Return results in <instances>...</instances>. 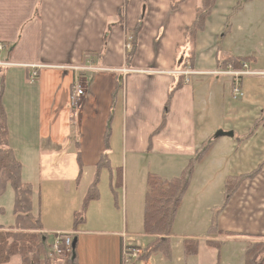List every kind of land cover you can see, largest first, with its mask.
Wrapping results in <instances>:
<instances>
[{"label":"crops","instance_id":"0c3cea01","mask_svg":"<svg viewBox=\"0 0 264 264\" xmlns=\"http://www.w3.org/2000/svg\"><path fill=\"white\" fill-rule=\"evenodd\" d=\"M237 1H216L204 31L197 36L190 67L187 31L200 0H184L175 9L172 0H0V93L8 142L22 164L23 181L32 185L34 216L41 218L42 205H48V216L53 215L41 218L43 232L53 237L74 233L77 264H123L122 234L131 235L134 242L135 234L128 229H135V219L136 229L143 226L147 175L179 176L196 150L212 137L203 128V111L210 103L224 102L218 84L231 89L233 79L216 73L221 70L218 59L252 57L250 69L264 72V35L255 37L257 22L264 17V0H246L248 10L233 14L236 17L228 29ZM137 24L134 51L127 62L126 38ZM31 65H38L34 79ZM186 70L194 74L186 75ZM80 74L88 85L74 119L72 86ZM120 92L121 130L117 144H111L110 121ZM68 122L77 123L80 133L72 142L65 140ZM226 137L231 138L220 137L196 167L174 223L172 258L157 252L132 264H244L248 242L264 237V166L254 178L242 182L216 219L221 231L247 235L208 233L214 209L223 204L227 176L248 173L262 163L246 172L237 170L247 158L240 156L226 174L218 173L225 166L221 159L241 147ZM70 147L69 156L65 155ZM220 148L222 156L209 162L212 156L219 157L214 152ZM116 153L122 159L120 210L99 209L102 203L92 200L85 221L75 228L74 213L81 211L90 184L97 180L98 164L105 156L103 166L111 169L117 163ZM101 173L102 169L99 181ZM112 178L111 173L113 193L117 190ZM14 199V190L8 186L0 198L4 228L15 224ZM60 217H67V222L58 225ZM144 237L146 242L154 238ZM186 238L199 240L197 255L185 258ZM207 239H225V243L219 251ZM133 244L143 242L137 238ZM4 264H23V260L15 255ZM40 264L48 263L42 258Z\"/></svg>","mask_w":264,"mask_h":264},{"label":"trees","instance_id":"16d2710c","mask_svg":"<svg viewBox=\"0 0 264 264\" xmlns=\"http://www.w3.org/2000/svg\"><path fill=\"white\" fill-rule=\"evenodd\" d=\"M184 0H172V8L175 9ZM217 0H200V6L197 9L196 19L187 31V40L190 44L189 54L186 60L190 67H193L195 60L196 39L200 32L204 31L206 20L212 13ZM127 2V0H126ZM125 5V3H124ZM121 19V13H120ZM133 48L126 54L128 62ZM254 60L247 56H226L224 59H218L219 68L225 70L228 65H232L234 69L243 68V62L251 64ZM186 65L188 66V62ZM234 81L232 85H234ZM2 91L0 93V198L6 193L8 186L12 187L15 194L13 213L15 216V224L12 227L4 228L0 225V264L7 263L13 256L22 257L23 264H40L42 258H45L48 264H51L47 258L50 246L49 236L43 230L44 226L39 216H34L33 210V188L30 183H25L22 179V164L16 158L13 149L8 142V124L6 111L2 104ZM219 138L212 136L205 141L197 150L179 176L171 179H164L156 173H149L147 177V190L145 193L144 203V233L152 235L154 238L145 246L142 251L140 260H148L154 253H163L168 259L173 256L171 246V236L173 235L174 223L178 214L183 198L190 186L192 177L196 170V166L200 163L212 146ZM102 161L98 164L97 180L90 184L88 191L84 197V203L81 211L74 213L75 228L85 221L86 207L91 200L99 199V174L104 168ZM264 160L254 170L241 174L229 175L225 180V198L223 204L214 209L212 224L208 229L209 234H218L219 236L234 237L239 235L232 232L221 231L218 229L217 216L225 207L230 197L240 187L242 182L249 178H254L262 167ZM120 184L122 186V169L118 170ZM115 199L117 194L113 191ZM119 201V200H118ZM80 214H83L78 218ZM255 238V237H254ZM206 243L216 247L219 251L225 243V239H207ZM139 248V247H138ZM183 250L185 258L198 254L199 240L186 238L183 241ZM70 258V264H77L75 252ZM244 264H264V237H256L248 242L244 250Z\"/></svg>","mask_w":264,"mask_h":264},{"label":"rangeland","instance_id":"374dc122","mask_svg":"<svg viewBox=\"0 0 264 264\" xmlns=\"http://www.w3.org/2000/svg\"><path fill=\"white\" fill-rule=\"evenodd\" d=\"M245 2L246 0H238L237 3L235 4L234 8L232 9L233 13L228 19V29L232 27V22L234 21L236 17V15H233V14H237L240 11H243L242 13H244L248 10V8L244 9ZM121 9L124 13V10H125L124 6ZM261 19L263 20H258L257 22V27L259 28L258 29L256 27L258 29V32L255 37L257 38H261V36L264 35V17ZM241 21L248 23L244 17L241 18ZM139 27L140 25L137 24L130 33L133 37V42L135 41L136 33L138 32ZM252 68H255V66L253 65ZM80 76H84V75L80 74ZM86 76L90 79L89 75H86ZM226 76L230 77L231 79L233 78L230 75H226ZM81 80H82L81 82L84 87L85 85H88L87 81L84 80V78L81 77ZM238 80H239V85H240L242 95L235 96L232 93V87H233L232 82L235 81L236 83V80L234 78L232 79V82H231V89L228 87H226L225 89L222 88L223 85L220 83L218 84L217 90H218L219 97H220V93L223 92L224 102L222 103L220 101L217 105H213L212 103H210L209 106L205 107V110L203 111V116H204L203 128L209 133L210 136H214L216 132L219 130H223L224 132L232 131L235 134V137H231V138L226 137L224 139L225 140L229 139L230 141L235 142V143L239 142L241 146V147L236 146V148L238 149L237 151L231 152L230 154H228L227 156L221 159L224 161L225 166H224V169L219 170L218 173L222 172L226 174L228 172V169L232 165V163H234L240 156H243V157L247 156V158L242 163L239 162V167L236 169L245 171V172L252 170L258 162L260 161L262 162V160L264 159V72H261L259 74L243 75L240 78H238ZM90 81L92 82V78L90 79ZM96 88L98 90L100 89L98 87ZM208 91H209V96H211L213 90L210 89ZM116 98H117L116 103H115L116 105L114 106L111 121H110L109 133L111 132V136L109 137L111 138L110 140L111 144H114V143L117 144V140L119 139L118 134L120 133V130H121V122H120L121 121V105H122L121 92L118 93ZM79 107L80 105L78 106V109ZM76 116H74L73 118L76 119ZM227 116H228V119L225 121V118ZM230 126H232V129H228V130L224 129ZM67 127H68L69 136H67L65 140L72 142L73 138H75L77 135H80V133L78 132V124L74 122H68ZM60 146L62 145L60 144ZM60 148H58V150H60ZM226 148L227 150L230 149V147H227V146ZM71 150H72V147H70L69 149L67 148V152L65 153V155L69 156V152ZM57 153H59V151ZM214 153L217 154L219 157L212 156L209 162H212L215 159L220 158L222 156L221 148L219 150H215ZM116 156L117 158L115 161L117 163L113 164V166L111 165L112 166L111 169L109 168L107 169L106 167L102 169L103 173H101V176H100L101 182L99 181L100 184L98 185L100 198L97 200L98 203H102L101 206L100 205L97 206V207L100 206L99 209H104L105 207L111 206V208L114 207V209L113 208L112 209L114 210L115 213L116 211L120 210L121 204H120V201H118L120 199V195L123 197L122 191L119 190L120 180H119V174H118V170L122 168V159H119L120 155L118 156L117 153H116ZM150 170L156 171L157 169L151 168ZM233 172H236L235 174H237V172H240V171H233ZM111 173L113 174L112 179L114 180V190H117L115 192L117 194V200L115 199V195L112 193V189L110 188V183L112 182L110 181ZM150 173H156L160 175L157 172H150ZM218 173H216L215 177H218ZM83 188H86L85 184H83ZM66 189L68 190V188ZM75 192L78 193V192H81V190L80 189L75 190ZM124 194H125V190H124ZM102 196H103V201H102ZM109 196L111 198V201L113 199L112 203L109 201L111 205L108 202V200L110 199ZM88 206L89 205H87L86 207L87 209H88ZM46 208H48V205H42L41 218H45L46 220H48V218L52 217L53 215L48 216V212L46 211ZM87 209H86L85 214H87ZM1 212L4 213V210L2 209ZM82 215L83 214H80L78 218H82L81 217ZM124 215H125V211L123 209L121 210V215L119 219L120 221L119 224L121 226L123 224ZM66 222H67V217H60V220L58 221L57 224L59 225L61 223H66ZM136 223L137 221L135 219V225H134L135 229L133 231L131 229H128V233L132 235L135 234V240L137 238H140V240L143 242L142 246H138L134 244L135 247L137 246L139 247L140 249L139 252L142 254L143 249L145 248L146 245H148L150 241L149 242L145 241L144 228L140 224V229H136ZM131 224L132 223L130 219L129 227H131ZM132 232H135V233H132ZM138 232H140V234ZM52 237H53L52 235H49V239H52ZM129 238H130L129 242L133 244L135 240L133 242V237L131 235H129ZM49 249H50V246H49ZM49 249H48V252H49ZM140 253L137 258H134L132 260V263L140 260V257H141Z\"/></svg>","mask_w":264,"mask_h":264},{"label":"built area","instance_id":"2783aa9c","mask_svg":"<svg viewBox=\"0 0 264 264\" xmlns=\"http://www.w3.org/2000/svg\"><path fill=\"white\" fill-rule=\"evenodd\" d=\"M130 34V33H129ZM126 52L128 53L133 48V37L132 35H128L125 42ZM3 49V44H0V50ZM33 67L32 79L37 77V67L38 65H31ZM75 69L84 68L91 69L92 67H73ZM186 75L194 74L190 70H186L183 72ZM218 74L230 75L235 80L234 85L232 87V93L235 96L242 95L239 80L243 75L248 74H259L261 72L251 71L249 64L247 62H243L242 69H234L232 65H228V68L225 70L216 71ZM81 76H76L75 82L72 86V94H71V109H72V117L76 116L78 106L80 102L84 99L86 95V85L83 86L81 82ZM73 236L74 233H65V234H56L53 237V241L51 242L50 249L48 252V259L52 262V264H69L70 258L73 251ZM123 243H122V263L123 264H132V260L139 256V248L135 247L134 244H131L129 235L126 233L122 234ZM141 254V253H140Z\"/></svg>","mask_w":264,"mask_h":264},{"label":"water","instance_id":"95a60500","mask_svg":"<svg viewBox=\"0 0 264 264\" xmlns=\"http://www.w3.org/2000/svg\"><path fill=\"white\" fill-rule=\"evenodd\" d=\"M228 135L230 137L234 136V133L232 131L230 132H224L223 130H219L216 132V134L214 135L216 138H220L222 136Z\"/></svg>","mask_w":264,"mask_h":264}]
</instances>
